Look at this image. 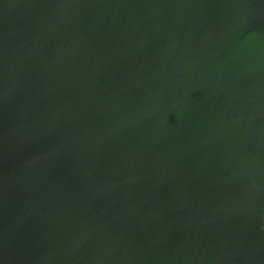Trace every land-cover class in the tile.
Returning <instances> with one entry per match:
<instances>
[{
	"label": "water",
	"instance_id": "1",
	"mask_svg": "<svg viewBox=\"0 0 264 264\" xmlns=\"http://www.w3.org/2000/svg\"><path fill=\"white\" fill-rule=\"evenodd\" d=\"M0 264H264V0H0Z\"/></svg>",
	"mask_w": 264,
	"mask_h": 264
}]
</instances>
